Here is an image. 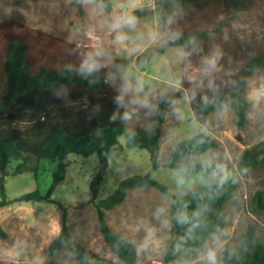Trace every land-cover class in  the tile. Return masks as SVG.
<instances>
[{"label": "trees", "instance_id": "1", "mask_svg": "<svg viewBox=\"0 0 264 264\" xmlns=\"http://www.w3.org/2000/svg\"><path fill=\"white\" fill-rule=\"evenodd\" d=\"M35 1V0H30ZM109 13L110 0H92ZM153 6L132 10L130 16L158 14L161 32L153 43L129 58H116L113 77H117L129 61L149 62L152 56L167 47L183 48L182 64H202L216 47L229 44L219 76L198 83H190L183 75L175 91L161 94L156 102V120L150 129L141 126L128 128L124 118L125 96L109 81L106 68L99 62L92 47L77 44L52 35L15 19L0 21V207L10 202L49 201L61 211L60 230L47 247L53 257L65 244L78 264H113L101 257L70 233L67 208L51 195L64 179L70 166V154H97L98 171L91 177L90 198L80 205L95 208L100 234L110 251L122 262L133 264L137 257L134 243L114 232L105 218V211L120 204L129 189L153 187L171 200L173 234L162 251L169 263L178 248L203 250L207 237L226 231L223 205L237 188V180L229 178L199 184L184 195H175L169 187L154 179L152 172L159 167L181 169L189 174L205 176L219 169L214 159H201L189 164L181 161L190 155H201L216 147L211 135L197 131L178 141L169 151L163 164L158 162L162 124L169 106L187 95L193 117L230 108L236 126L243 127L249 120L246 86L255 74L264 75V37L258 41L236 39L231 35L234 20L264 9V0H153ZM80 15L84 14L83 0H70ZM230 36V39H227ZM220 57V53L213 54ZM92 65L89 67L88 65ZM128 146L145 149L151 166L142 174H132L118 182L105 198L98 192L108 165L107 154L121 150L119 137ZM56 158L57 169L46 195L37 189L7 200L4 174L11 159L20 163L14 174L36 172L39 159ZM236 167L243 176L264 168V140L243 149ZM252 214L264 212V180L246 202ZM0 237L6 232L0 226ZM197 264H206L198 262ZM221 264H264V242L250 225L239 235L238 248H223Z\"/></svg>", "mask_w": 264, "mask_h": 264}, {"label": "rangeland", "instance_id": "2", "mask_svg": "<svg viewBox=\"0 0 264 264\" xmlns=\"http://www.w3.org/2000/svg\"><path fill=\"white\" fill-rule=\"evenodd\" d=\"M14 3V6L8 7L3 0L0 1V18L15 17L47 33L94 46L93 50L106 68L109 81L125 96V108L129 114L126 113L124 122L128 128L141 126L150 129L156 120V102L161 94L175 91L182 75L190 83L219 76L220 68L225 65L222 64L224 49L233 48L231 40L229 44L218 45L214 50L220 53V57H215L213 52L202 64L183 65L181 47H169L147 63L135 64L129 61L120 75L113 77L114 60L135 55L145 42L144 36L133 40L125 38L126 49H122L121 41L100 27H94L89 20L107 14L92 0H83V15L78 13L77 7L70 0H65L62 8L47 7L42 0H14ZM101 25L108 27L107 24ZM231 35L249 41L262 39L264 9L243 16L241 20H234ZM212 60H215L214 65L210 63ZM246 97L249 120L243 127L236 126L230 108L193 117L186 100L187 95L169 106L162 124L158 162L163 164L166 161L175 143L201 131L216 138L218 145L201 155L187 156L181 163L214 159L222 165L205 176L192 175L181 169L159 167L152 172V177L166 184L175 195H184L191 188L206 182L234 178L238 184L233 197L223 205L226 231L210 234L203 250L178 248L169 263L163 261L162 251L173 234L171 200L153 187L128 190L122 203L105 211V218L114 232L135 244L137 257L133 264H210L207 256L209 251L215 253V264H221V250L237 249L239 235L250 225L255 227L257 235L264 242V212L252 214L246 207L248 196L261 187L264 168L243 176L236 167L243 149L264 140V75L255 74L250 78L246 86ZM119 142L122 149L107 154L108 165L98 199L105 198L122 179L132 174L145 173L151 166L149 153L145 149L128 146L123 136L119 137ZM68 160L71 164L51 198L68 206L67 224L71 235L83 245L89 246L95 254L110 259L113 264H126L105 244L98 228L94 206L90 203L80 205L90 198V180L99 168L97 154L86 157L70 154ZM19 163V160L11 159L5 169L7 200L35 189L46 195L57 169V159L43 157L39 159L36 172L14 174L13 169ZM60 218L61 211L46 200L34 203L10 202L0 207V226L6 232V237H0V264H78L65 244L60 246L55 256H47V247L60 230Z\"/></svg>", "mask_w": 264, "mask_h": 264}, {"label": "crops", "instance_id": "3", "mask_svg": "<svg viewBox=\"0 0 264 264\" xmlns=\"http://www.w3.org/2000/svg\"><path fill=\"white\" fill-rule=\"evenodd\" d=\"M3 1H4V4L8 7H12L15 5L14 0H3ZM42 1H45V4L47 7H50V8L61 7L62 8L64 6L65 0H42ZM110 1L112 5V10L109 13L99 18H92V20L91 18L89 19L93 23L94 27L98 29L100 27L102 31L106 32L108 35L116 39L118 35H122L125 38H128L130 40L142 38L144 36L145 42L140 46V49L138 52L142 51L145 47H147L153 42H156L159 39L160 32H161V21L159 19L158 14L136 17L135 22L132 24H128L124 22V20L130 16L129 13L132 10L138 7H142V6H153V3H154L153 0H138V2L137 0H110ZM60 12L61 14H63V10H61ZM5 19H15V20L20 21L19 19H16L15 17H8V16L4 18H0V21L5 20ZM86 22L88 21L86 20ZM101 24H107L108 27H105L104 25H101ZM87 32L92 34L90 30H87ZM51 34L56 35L54 33H51ZM75 43L87 45L94 49V46L89 45L87 43H82V42H75ZM120 46L122 47V49H126V42L124 40L121 41ZM171 47H181V46H171ZM166 49L164 51H166ZM181 49L183 51L182 47ZM162 53H159V54H162ZM186 100L188 102V99ZM160 140H161V137H160ZM86 247L92 251V249L89 246H86Z\"/></svg>", "mask_w": 264, "mask_h": 264}, {"label": "clouds", "instance_id": "4", "mask_svg": "<svg viewBox=\"0 0 264 264\" xmlns=\"http://www.w3.org/2000/svg\"><path fill=\"white\" fill-rule=\"evenodd\" d=\"M137 2H138V0H137ZM124 22H125V23H128V24H132V23L135 22V18L129 16V17H127V18L124 20ZM124 39H125V37L122 36V35H118V36H117V40H119V41H123ZM210 63L214 65V64H215V60L210 61ZM88 66H89V67H92L91 64L88 65ZM207 256H208V260H209L210 264H215V253L212 252V251H209L208 254H207Z\"/></svg>", "mask_w": 264, "mask_h": 264}]
</instances>
